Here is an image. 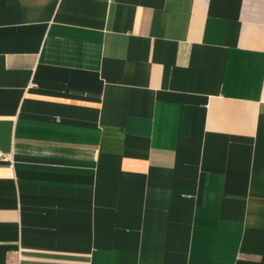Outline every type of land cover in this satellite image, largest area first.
Returning a JSON list of instances; mask_svg holds the SVG:
<instances>
[{"label":"crops","instance_id":"crops-1","mask_svg":"<svg viewBox=\"0 0 264 264\" xmlns=\"http://www.w3.org/2000/svg\"><path fill=\"white\" fill-rule=\"evenodd\" d=\"M0 264H264V0H0Z\"/></svg>","mask_w":264,"mask_h":264},{"label":"built area","instance_id":"built-area-1","mask_svg":"<svg viewBox=\"0 0 264 264\" xmlns=\"http://www.w3.org/2000/svg\"><path fill=\"white\" fill-rule=\"evenodd\" d=\"M0 158H8L6 154L0 149Z\"/></svg>","mask_w":264,"mask_h":264}]
</instances>
